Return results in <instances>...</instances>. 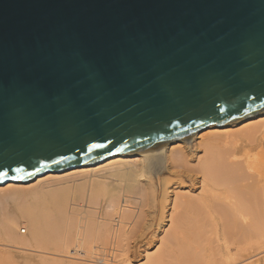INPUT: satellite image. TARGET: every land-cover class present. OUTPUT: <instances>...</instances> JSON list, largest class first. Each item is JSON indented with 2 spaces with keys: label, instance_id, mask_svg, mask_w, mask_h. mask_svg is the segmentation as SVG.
Wrapping results in <instances>:
<instances>
[{
  "label": "water",
  "instance_id": "95a60500",
  "mask_svg": "<svg viewBox=\"0 0 264 264\" xmlns=\"http://www.w3.org/2000/svg\"><path fill=\"white\" fill-rule=\"evenodd\" d=\"M264 110V0H0V183Z\"/></svg>",
  "mask_w": 264,
  "mask_h": 264
},
{
  "label": "bare ground",
  "instance_id": "6f19581e",
  "mask_svg": "<svg viewBox=\"0 0 264 264\" xmlns=\"http://www.w3.org/2000/svg\"><path fill=\"white\" fill-rule=\"evenodd\" d=\"M158 225L163 251L146 253L147 264H170L171 248L181 250L171 264H264V110L144 151L0 183V264H111L92 259L103 250L97 244L113 259L129 257L131 235Z\"/></svg>",
  "mask_w": 264,
  "mask_h": 264
},
{
  "label": "rangeland",
  "instance_id": "374dc122",
  "mask_svg": "<svg viewBox=\"0 0 264 264\" xmlns=\"http://www.w3.org/2000/svg\"><path fill=\"white\" fill-rule=\"evenodd\" d=\"M186 183H184V184H186V186L183 184V186L182 187H179V188H181L180 190L181 191H183V192H186V190L187 189H189V187H188V185H189V182L186 180L185 181ZM188 183V184H187ZM179 188H177V189H179ZM185 188V189H184ZM185 190V191H184ZM198 190L199 189H196V190H194L193 191V194H195V193H197L198 192ZM188 191V190H187ZM148 208V210H147V217H146V219L147 218H149V219H151L150 217H152L153 218V215H154V213H152V209L150 208V206H147ZM150 208V209H149ZM152 215H150V214ZM164 221L162 222V224L165 226V227H168V225H169V222H168V220L166 219V218H164L163 219ZM147 221H148V219H147ZM133 223V222H132ZM111 225H112V222H111ZM132 225V224H131ZM128 228H130V226L128 227ZM158 230H156V232H154L152 235H150V233L149 234H144V232L143 233H141V237L140 236H138V234L137 235H135V234H133V235H131V239L129 240V244H128V246L130 247L129 249H128V246H127V248H126V250H127V252L125 251V254L127 253L128 255H129V257L128 258H130V257H132V258H130V259H128L129 260V263H128V260H127V257H123L122 259H121V256H126V255H124V254H122V255H119V253L120 252H116L115 253V257H114V259H113V257L111 256L112 254V251H111V249H109V248H107L108 250H109V253L107 254V252L106 251H108V250H106V248H102V247H105V246H102V245H104V244H97L96 245V248L97 249H99V247H100V249H103L101 252L99 251V252H97V250L95 249L93 252L94 253H92L93 255H94V257H95V255H96V257L97 258H106V259H104V261L106 262V261H108L109 263H114V261L115 262H119V261H121L120 263L122 264H124L125 262H127V263H125V264H137V263H140V264H145L146 262L148 263V261H145L146 259H147V257H145L146 255V253L147 254H151V253H148V252H152V253H154V251H159L158 252V254L155 252L154 254H151V259H152V256L153 257H155L156 255L157 256H159V253L160 252H162L163 251V249H162V245H163V243H162V241H161V239H160V241H159V238H160V236L162 235V233H161V231H162V226H159L158 225ZM146 233V232H145ZM154 235V236H153ZM135 236V237H134ZM137 236V237H136ZM146 236V237H145ZM149 236V237H148ZM145 237V238H144ZM153 237V238H152ZM134 241H133V240ZM135 239H136V241H135ZM140 240V241H139ZM143 240V241H142ZM139 241V242H138ZM137 242V243H136ZM134 243V246L132 245ZM159 244H161V245H159ZM140 245V246H139ZM102 246V247H101ZM137 246H138V250H137ZM158 246H160L159 247V249L161 250H159L157 247ZM174 247V246H173ZM130 249H132L131 251H130ZM136 249V250H135ZM144 249V250H143ZM146 249V250H145ZM156 249V250H155ZM176 249V248H175ZM173 250V248H171V250L169 251V253L170 254H165V256H167V259L168 260H166V257H164V259L166 260V261H169L170 262V264L171 263H174L175 261H177V260H173V261H171L172 260V258H174L175 259V257H176V259H177V255L181 252V250ZM135 250V251H134ZM103 251L106 253H103ZM132 252V253H130V252ZM171 251H172V253H171ZM174 251V252H173ZM175 251H178L177 253L175 252ZM96 252V253H95ZM111 252V253H110ZM137 252H139V253H137ZM98 253V254H97ZM174 253H176V254H174ZM101 254V255H100ZM131 254L133 255V256H135V257H133V256H131ZM138 254V255H137ZM172 254H174V255H172ZM92 255V256H93ZM100 255V256H99ZM102 255H105V256H102ZM119 255V256H118ZM169 255V256H168ZM107 256H108V258H107ZM118 256V257H117ZM179 256H180V254H179ZM178 256V257H179ZM94 257H92V259H96V257L94 258ZM110 257V258H109ZM262 257L264 258V254L262 255ZM118 258V259H117ZM120 258V259H119ZM144 258H145V260H144ZM88 259V260H87ZM108 259H111V260H108ZM112 259H113V262H112ZM171 259V260H170ZM181 259L182 258H180V261H181ZM119 260V261H118ZM123 260H125V262H123ZM141 261H143L142 263H141ZM145 261V262H144ZM95 263H96V261H94ZM93 261H91V259H89V258H87V257H85L84 258V260H81V262H80V264H90V263H92V264H95ZM183 262V261H182ZM146 263V264H147ZM67 264V263H66ZM114 264H119V263H114Z\"/></svg>",
  "mask_w": 264,
  "mask_h": 264
}]
</instances>
